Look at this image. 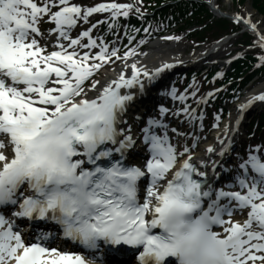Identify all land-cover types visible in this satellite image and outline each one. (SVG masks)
Segmentation results:
<instances>
[{"label": "snow or ice", "instance_id": "6c2138e0", "mask_svg": "<svg viewBox=\"0 0 264 264\" xmlns=\"http://www.w3.org/2000/svg\"><path fill=\"white\" fill-rule=\"evenodd\" d=\"M131 8L0 0V264H89L83 254L49 246L52 233L26 243L4 211L53 221L63 238L86 253L119 254L128 246L138 253V264H170V257L176 264H264V146L250 147L246 158L238 154L232 181L216 187L213 178L222 166L212 155L223 159L231 151L228 126L216 136L219 148L208 145V159L197 163L188 146L170 142V110L161 106L159 118L150 117L140 130L149 157L132 162L127 153L137 137L124 114L136 92H143L144 78L154 80L173 65L150 72L133 63L130 76L121 71L99 88V80L88 84L95 96L86 91V81L112 57L127 68L137 53L129 49L121 57L118 49L93 39L91 28L75 38L72 29L93 13L108 11L115 19L127 17ZM234 19L254 34L252 46L264 49V31L251 16ZM42 20L54 25L50 52L37 38L44 37ZM259 59L264 62V56ZM169 94L187 100L175 90ZM256 101L264 102V93L241 104V111ZM195 111L185 105L172 114L190 123L202 120Z\"/></svg>", "mask_w": 264, "mask_h": 264}, {"label": "bare ground", "instance_id": "6f19581e", "mask_svg": "<svg viewBox=\"0 0 264 264\" xmlns=\"http://www.w3.org/2000/svg\"><path fill=\"white\" fill-rule=\"evenodd\" d=\"M252 20V19H251ZM253 23L257 24L258 28H260L262 31H264V26H263V23L261 21H255V20H252ZM166 39H159V41H156L152 44V48H151V51L154 52V53H160V52H165L169 55L172 56V54L175 55V51H179V49L176 47V46H169L166 44ZM224 45H221V46H218L217 49H220L222 48ZM198 56L194 55L193 58H197ZM140 57H136L135 55L131 56L129 59V61L127 62L128 64V67L125 68V66H123L119 72L121 71H124L126 73V75H131V64L135 63L136 61H138ZM193 58L191 60H193ZM190 60V61H191ZM108 82H101L99 85H97V88L103 86L104 84H106ZM124 90V89H122ZM261 93H264V84L263 85H260V87L256 90H254L253 92L250 91L249 93H247L245 95L244 98H246L245 101H248L252 96H255V95H258V94H261ZM96 95V92L95 91H90L89 92V96L92 97V96H95ZM236 116V115H235ZM234 116V117H235ZM233 117V118H234ZM231 117H228L224 123H222L221 125H219V128H214L213 131H212V135L211 137L208 138V140H206L204 143L200 144V145H197L195 147H193V149L191 150L192 153H193V156L192 158H195L197 157V155L199 153H201L202 155L206 154V148L208 147V145H213L214 147H217L219 145L218 141L216 140V136L218 133H222V130L224 129V127L227 125L228 128H229V135L232 133L233 129L231 127L233 121H231V119H233Z\"/></svg>", "mask_w": 264, "mask_h": 264}, {"label": "rangeland", "instance_id": "374dc122", "mask_svg": "<svg viewBox=\"0 0 264 264\" xmlns=\"http://www.w3.org/2000/svg\"><path fill=\"white\" fill-rule=\"evenodd\" d=\"M136 4H137V7L142 6L141 0L137 1ZM218 4L223 8V10L226 9V10H229V11H235V9L237 8L236 4L231 3V2H222L221 0H219ZM247 4H249V3H247ZM87 6L91 7V6H94V5L89 4ZM247 6L248 5H246L244 11H245V14L247 16H249V9H247ZM257 18H259L258 15L253 17V19H255V20H257ZM170 43H176L180 48H182V51L178 52V56H187V57H189L193 53L197 52V48L198 47H199L198 51H200V52L204 51V46L200 47V46H196V45H190L185 40L176 39L175 37L169 42V44ZM233 50H234V47H233V45H231V43L229 45H226V47L224 49H221L222 54H224V55H226V53L228 51H233ZM262 83H264V79L254 82L252 84V86H250V89H254V88L260 87V85ZM258 114H259V112L255 113L251 118L257 119Z\"/></svg>", "mask_w": 264, "mask_h": 264}, {"label": "trees", "instance_id": "16d2710c", "mask_svg": "<svg viewBox=\"0 0 264 264\" xmlns=\"http://www.w3.org/2000/svg\"><path fill=\"white\" fill-rule=\"evenodd\" d=\"M253 6L255 7V9H258V11L264 15V1L263 0H254ZM171 8L174 9L172 11L174 15L181 14V16L188 17L189 15L193 14L191 18H188L187 23L189 24L191 21L202 22V20L208 16V11L206 10V8L204 6H198L196 4H190V3L184 4L183 3L177 8L176 7H171ZM248 58L250 61L252 56L249 55ZM247 64L248 62H244L243 67L247 66ZM235 67H236V70L239 69V71H241L242 69V66L239 65V62L235 64Z\"/></svg>", "mask_w": 264, "mask_h": 264}]
</instances>
